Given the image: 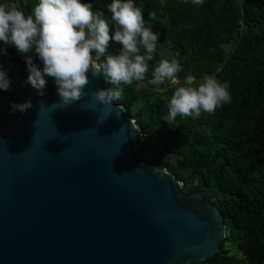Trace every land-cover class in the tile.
<instances>
[{
    "label": "water",
    "instance_id": "1",
    "mask_svg": "<svg viewBox=\"0 0 264 264\" xmlns=\"http://www.w3.org/2000/svg\"><path fill=\"white\" fill-rule=\"evenodd\" d=\"M88 75V95L69 105L22 80L0 90V264H193L219 253L218 208L141 160L126 109L91 96L115 86Z\"/></svg>",
    "mask_w": 264,
    "mask_h": 264
},
{
    "label": "trees",
    "instance_id": "2",
    "mask_svg": "<svg viewBox=\"0 0 264 264\" xmlns=\"http://www.w3.org/2000/svg\"><path fill=\"white\" fill-rule=\"evenodd\" d=\"M102 12L115 25L108 5L112 0H81ZM16 4L26 15L38 0H0ZM143 12L145 26L158 34L157 49L148 61L143 82L115 86L122 105L140 130L141 160L158 164L183 184L186 194H200L215 205L227 226L220 252L193 264H264V0H133ZM149 13L154 18L149 19ZM0 70L10 80L26 81L25 58L0 42ZM121 45L110 42L108 54H119ZM145 55V50L140 49ZM33 63L42 68L35 57ZM181 64L178 84L165 83L162 91L147 81L161 59ZM188 75L202 81L214 76L228 85L231 101L213 114L198 118L177 117L167 124V103ZM31 89V85H29ZM45 92L57 96L47 78ZM232 246L233 250L228 248Z\"/></svg>",
    "mask_w": 264,
    "mask_h": 264
},
{
    "label": "clouds",
    "instance_id": "3",
    "mask_svg": "<svg viewBox=\"0 0 264 264\" xmlns=\"http://www.w3.org/2000/svg\"><path fill=\"white\" fill-rule=\"evenodd\" d=\"M193 3L200 5L203 0H193ZM107 7L115 25L114 35H110L104 14L81 0H38L28 15L14 3L0 4V42L15 48L25 58L29 70L27 84L43 95L47 78H51L65 105L88 95L84 91L91 82L88 73L93 77L103 75L114 86L143 82L159 36L145 26L143 12L133 0H112ZM152 18L154 14L149 13V19ZM113 41L121 45L119 54H108ZM141 48L145 55L140 54ZM0 53H6V48H0ZM31 53L42 62V68L33 63ZM181 70L178 59H161L147 82L159 93L160 86L166 82L179 83L177 74ZM10 87V79L0 70V90L8 91ZM120 94L121 90L113 87L95 90L91 96L102 105H112ZM230 101L226 83L212 75L197 82L194 76L188 75L183 86L174 89L167 103L165 122L170 125L177 117L198 118L202 112L213 114ZM10 107L13 112L24 113L32 103H12Z\"/></svg>",
    "mask_w": 264,
    "mask_h": 264
},
{
    "label": "rangeland",
    "instance_id": "4",
    "mask_svg": "<svg viewBox=\"0 0 264 264\" xmlns=\"http://www.w3.org/2000/svg\"><path fill=\"white\" fill-rule=\"evenodd\" d=\"M14 80H17V79H14ZM228 248L232 249L233 247L232 246H228ZM233 250V249H232Z\"/></svg>",
    "mask_w": 264,
    "mask_h": 264
},
{
    "label": "built area",
    "instance_id": "5",
    "mask_svg": "<svg viewBox=\"0 0 264 264\" xmlns=\"http://www.w3.org/2000/svg\"><path fill=\"white\" fill-rule=\"evenodd\" d=\"M139 134H140V130H139Z\"/></svg>",
    "mask_w": 264,
    "mask_h": 264
}]
</instances>
